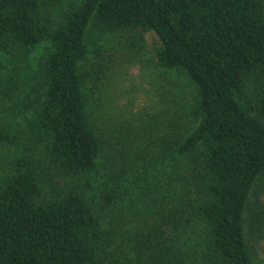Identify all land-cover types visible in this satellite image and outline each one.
Here are the masks:
<instances>
[{
	"label": "trees",
	"instance_id": "16d2710c",
	"mask_svg": "<svg viewBox=\"0 0 264 264\" xmlns=\"http://www.w3.org/2000/svg\"><path fill=\"white\" fill-rule=\"evenodd\" d=\"M122 30L153 31L159 65L196 93L120 130L100 164L88 80L104 51L89 36ZM0 82L22 86L30 136L77 180L45 198L17 158L0 180V264H260L264 0H0Z\"/></svg>",
	"mask_w": 264,
	"mask_h": 264
},
{
	"label": "rangeland",
	"instance_id": "374dc122",
	"mask_svg": "<svg viewBox=\"0 0 264 264\" xmlns=\"http://www.w3.org/2000/svg\"><path fill=\"white\" fill-rule=\"evenodd\" d=\"M89 39L94 48L92 52L104 51L102 59H98L101 65L98 75L88 80L90 109L102 141L100 164H103L112 159L113 149L117 147L115 138L120 130L142 127L145 119L158 116L170 107L174 97L187 104L193 103L196 90L180 72L166 71L159 65L156 54L161 42L153 31L122 30L106 34L94 31ZM44 47H39L37 53ZM36 63L35 59L30 62V72ZM28 73H24V77ZM9 84L13 91L4 93L9 85L0 82V130L12 136L0 143V180L5 182L21 170L17 158L28 156V166L35 168L40 177L43 197L56 198L71 191L77 180L55 169L44 147L30 136L28 121L32 114L16 96L22 86ZM257 187L263 193L264 181ZM252 243L258 244V263L264 264V241L257 239Z\"/></svg>",
	"mask_w": 264,
	"mask_h": 264
}]
</instances>
